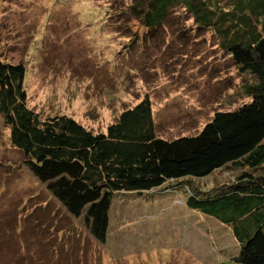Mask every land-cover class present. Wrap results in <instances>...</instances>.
<instances>
[{
    "label": "rangeland",
    "instance_id": "obj_1",
    "mask_svg": "<svg viewBox=\"0 0 264 264\" xmlns=\"http://www.w3.org/2000/svg\"><path fill=\"white\" fill-rule=\"evenodd\" d=\"M217 1L222 6L233 0ZM128 2L0 0V62L24 67L28 108L41 118L71 117L99 133L146 97L155 136L172 140L196 134L214 112L246 101L239 89L252 78L234 71L212 30L190 32L191 43L165 26L169 45L127 50L118 31L103 24L95 32L105 8ZM176 14L187 17L181 9ZM191 22L181 26L189 30ZM237 170L226 167L192 182L169 181L161 194H114L107 233L98 243L83 219L69 216L31 176L0 119V264H49L56 258L59 264H234L237 247L229 231L187 209L182 185L207 191L231 182ZM26 224L35 242L27 237Z\"/></svg>",
    "mask_w": 264,
    "mask_h": 264
},
{
    "label": "trees",
    "instance_id": "obj_2",
    "mask_svg": "<svg viewBox=\"0 0 264 264\" xmlns=\"http://www.w3.org/2000/svg\"><path fill=\"white\" fill-rule=\"evenodd\" d=\"M220 5L217 0H130L105 8L95 30L105 24L118 31L124 50L131 45H169L167 26L177 32L175 38L191 43L190 32L213 31L215 45L234 71L252 80L239 89L245 102L214 112L193 135L156 137L146 97L122 110L104 132L93 133L65 115L41 118L27 107L24 67L0 62V119L11 146L63 210L83 219L91 240L104 241L114 194H161L168 191L166 182H192L236 167L235 179L207 191L182 185V203L227 228L237 247L230 260L234 264H264V0ZM177 9L188 18H179ZM189 19L187 30L181 25ZM24 231L34 241L30 226ZM59 262L56 258L49 264Z\"/></svg>",
    "mask_w": 264,
    "mask_h": 264
}]
</instances>
